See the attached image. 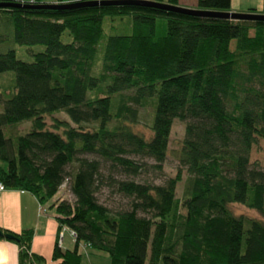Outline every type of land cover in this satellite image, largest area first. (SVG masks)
Instances as JSON below:
<instances>
[{
    "label": "trees",
    "instance_id": "trees-1",
    "mask_svg": "<svg viewBox=\"0 0 264 264\" xmlns=\"http://www.w3.org/2000/svg\"><path fill=\"white\" fill-rule=\"evenodd\" d=\"M30 1L0 6V46L43 47L29 62L12 48L0 51V74L14 73V82L0 80V182L44 204L67 179L74 201L51 204L58 228L51 260L82 264L83 243L104 253L106 264H264V219L230 208L237 203L264 216V170L249 159L264 141V20ZM196 8L225 11L229 0H197ZM249 11L264 13V0ZM150 101L146 135L133 126L136 106ZM57 112L77 126L54 118ZM173 119L185 123L174 177L163 184L113 177L137 176L146 160L161 170ZM23 121L30 127L19 135ZM181 169L187 175L178 199ZM108 181L131 198L129 209L112 213L98 201ZM63 227L74 234L70 249L59 241ZM0 230L13 236L0 240L17 245L18 264L45 261L31 250L33 229Z\"/></svg>",
    "mask_w": 264,
    "mask_h": 264
},
{
    "label": "rangeland",
    "instance_id": "rangeland-1",
    "mask_svg": "<svg viewBox=\"0 0 264 264\" xmlns=\"http://www.w3.org/2000/svg\"><path fill=\"white\" fill-rule=\"evenodd\" d=\"M28 1V0H23ZM50 1V0H47ZM63 42L70 41V36L67 33H64L61 37ZM7 48H12L15 51L16 57L18 59H21L23 61H31L32 60V54L38 51H41L43 47L41 45H35V46H20L17 44H9L8 46H0V51H4ZM5 77H8L9 84L11 82H14V73L12 71H5L0 74V80L3 83V79ZM8 79H4V84H8ZM4 87V86H3ZM8 90L6 91L5 95H7ZM129 92V91H128ZM7 97V96H5ZM2 109V106H1ZM137 109V122L134 124V129L145 133L146 135L150 134L149 126L151 124L152 120V114H153V105L152 102H148L147 105L143 107L136 106ZM54 118H58L60 120H66L68 121L72 126H77L74 123H72L67 115L64 112H57L53 114ZM46 124L47 127L50 128L52 126L53 120L50 116L46 117ZM110 124H114L113 121L110 122ZM95 123L91 124H83V127L86 129H93L95 127ZM184 126L185 123L179 119H173L170 125L169 129V142H168V154L165 158V161L162 164V169L157 170L153 167H151L152 161L146 160L147 164L143 167V170L137 175V176H124L121 174H113L114 178L117 179H133L137 182H146V183H152V184H163L164 181L167 178L174 177L175 174L178 171L179 164L178 161L175 158V153L180 147L181 141L184 136ZM30 127V121H23L19 124V135L24 134ZM88 158H93V155H86ZM250 162L251 163H257L258 168L264 170V141L259 139L257 142L252 146L250 151ZM73 165L69 167V171L74 169ZM102 173L104 175H108L107 167L105 165H102ZM186 171L184 169H181V180L176 185V192L175 196L178 199H181L183 194V187H184V179L186 177ZM127 177V178H126ZM96 197L98 201L106 206L110 212L116 213V212H122L124 210H127L130 208L131 198H128L120 193H118L114 186L110 185L109 181L105 182L99 190L96 192ZM65 200L70 203L74 201L73 195L69 191V185L67 179H64L63 184L59 187L57 194H55L52 198L46 200L44 202V207L47 209V211L51 215H55V208L51 206V204L54 203L56 200ZM231 210L234 214L239 215H245L248 217L256 218V219H264V216L261 215L258 211L255 209H250L245 207L241 204H231L230 205ZM99 252L98 254H100ZM103 254V253H101ZM105 254H103L104 256ZM106 256V255H105ZM84 263L87 262V258L85 257L83 259ZM93 261L100 262L102 261L101 257H93Z\"/></svg>",
    "mask_w": 264,
    "mask_h": 264
},
{
    "label": "crops",
    "instance_id": "crops-1",
    "mask_svg": "<svg viewBox=\"0 0 264 264\" xmlns=\"http://www.w3.org/2000/svg\"><path fill=\"white\" fill-rule=\"evenodd\" d=\"M165 1V0H163ZM177 5L196 8L197 0H177ZM262 0H229V10L244 12L250 9L259 10ZM0 228L19 232L31 228L34 236L31 242V250L42 256L45 261L41 264H55L51 260V253L55 240L57 239V223L54 215H51L38 199L27 191L5 188L0 191ZM61 246L70 249L74 245V237L67 228L60 231ZM83 259L87 262L82 264H106L107 256L98 254L88 246L80 243ZM93 257H101L102 261H93ZM0 264H18V247L15 243L0 240Z\"/></svg>",
    "mask_w": 264,
    "mask_h": 264
},
{
    "label": "water",
    "instance_id": "water-1",
    "mask_svg": "<svg viewBox=\"0 0 264 264\" xmlns=\"http://www.w3.org/2000/svg\"><path fill=\"white\" fill-rule=\"evenodd\" d=\"M135 4L142 6L155 7L167 11H172L180 14L197 16V17H220L228 19H244V20H264V13L260 12H237L231 10L217 11V10H205L199 8L184 7L177 4H170L162 1L155 0H84L80 2H69L66 4H36L35 7L46 8H72L77 6H83L88 4ZM24 5L31 6L30 1L19 0H3L0 2V6H15ZM0 237L5 239H13V236L9 233H4L0 230Z\"/></svg>",
    "mask_w": 264,
    "mask_h": 264
},
{
    "label": "built area",
    "instance_id": "built-area-1",
    "mask_svg": "<svg viewBox=\"0 0 264 264\" xmlns=\"http://www.w3.org/2000/svg\"><path fill=\"white\" fill-rule=\"evenodd\" d=\"M31 2V1H30ZM5 189L4 185L0 182V191H3ZM71 232V231H70ZM72 236L74 237V234L71 232ZM61 239V235L59 236Z\"/></svg>",
    "mask_w": 264,
    "mask_h": 264
}]
</instances>
